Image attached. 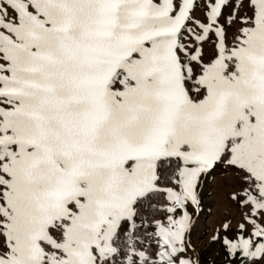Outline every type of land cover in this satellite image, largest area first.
<instances>
[{
	"label": "snow or ice",
	"instance_id": "obj_1",
	"mask_svg": "<svg viewBox=\"0 0 264 264\" xmlns=\"http://www.w3.org/2000/svg\"><path fill=\"white\" fill-rule=\"evenodd\" d=\"M0 264H264V0H0Z\"/></svg>",
	"mask_w": 264,
	"mask_h": 264
},
{
	"label": "rangeland",
	"instance_id": "obj_2",
	"mask_svg": "<svg viewBox=\"0 0 264 264\" xmlns=\"http://www.w3.org/2000/svg\"><path fill=\"white\" fill-rule=\"evenodd\" d=\"M215 219H216L215 217L209 218V221H208L209 226H211L214 223Z\"/></svg>",
	"mask_w": 264,
	"mask_h": 264
}]
</instances>
